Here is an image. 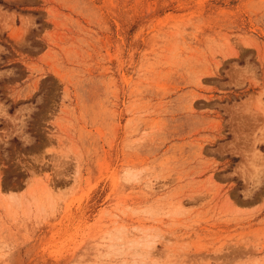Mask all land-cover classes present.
Wrapping results in <instances>:
<instances>
[{
	"label": "rangeland",
	"instance_id": "1",
	"mask_svg": "<svg viewBox=\"0 0 264 264\" xmlns=\"http://www.w3.org/2000/svg\"><path fill=\"white\" fill-rule=\"evenodd\" d=\"M0 264H264V0H0Z\"/></svg>",
	"mask_w": 264,
	"mask_h": 264
}]
</instances>
